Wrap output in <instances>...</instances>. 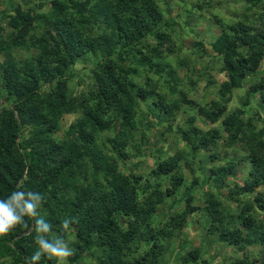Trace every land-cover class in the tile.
<instances>
[{"label": "trees", "instance_id": "trees-1", "mask_svg": "<svg viewBox=\"0 0 264 264\" xmlns=\"http://www.w3.org/2000/svg\"><path fill=\"white\" fill-rule=\"evenodd\" d=\"M160 1L0 0V98L7 103L0 110V202H11L19 217L0 234V264H59L37 240L62 247L65 220L75 233L68 250L72 255L62 264H162L159 241L171 240L169 227L181 224L186 211L194 209L206 212L204 235L216 234L234 253L225 264H264V217L243 207L236 215L224 212L215 184L236 174L238 164L246 165L243 183H234L227 199L238 203L242 191L259 187L254 199L264 211L259 128L264 121V0H222L213 6L220 32L208 40L214 52L211 68L226 79L203 103L177 88L176 70L169 77L162 73L160 51L153 58L145 54L144 40L163 36V24L174 38L179 25L191 22L183 14L172 16L170 3L163 7ZM186 2L177 1L186 15L203 8ZM222 9L232 11L227 19L219 15ZM193 46L192 54L204 57L203 41L195 39ZM80 61L92 67L79 73L87 79L79 78L72 88ZM249 78L240 95L242 108L228 110L233 92ZM64 115L71 120L63 123ZM154 120L159 137L171 146L157 149L156 155L153 133L147 134ZM216 123L218 128L210 127ZM219 141L234 153L225 154L224 164L218 162ZM145 149L154 155L145 176L120 168V160L145 156ZM199 179L200 185L191 182ZM163 180L169 194V185L182 187L187 205L155 226L151 218L162 202ZM210 181L214 185L192 205V190ZM253 243L261 258L245 253ZM202 245L178 264L207 263Z\"/></svg>", "mask_w": 264, "mask_h": 264}, {"label": "rangeland", "instance_id": "rangeland-1", "mask_svg": "<svg viewBox=\"0 0 264 264\" xmlns=\"http://www.w3.org/2000/svg\"><path fill=\"white\" fill-rule=\"evenodd\" d=\"M178 0H161L160 4L164 7V5L167 3H170V8L169 11L171 12L172 16H177L178 14H183V16L187 19H190V25L184 26V25H179L177 29V35L173 38V36H169L168 31L166 30L164 24L162 27H159L160 32L163 31V36L160 35L162 42L159 43V37L156 35H149L147 38L144 40V43L147 47H145V50H147V53H145L148 58L151 57L153 58L154 55H157L160 51V55L162 54L163 61L165 63L164 69L162 73L170 74L171 70H176V74L178 76L177 79V88L184 89L187 94L188 98L192 99L194 98L197 99V101L203 103L204 101H209L211 98L216 96V86L220 82L224 81L226 78L222 74L218 73L215 69L211 68V62L213 60L212 54L214 52L212 51L211 46L209 45V37L210 35L215 36L217 35L220 30L217 25L214 24V18L212 17L215 12L213 6H217V3L220 2L222 3V0H208L210 1L213 5H209L207 0H186L187 5L190 6V4L197 2L198 4H202L203 8L198 10V13L195 12L192 8V11H194L193 15H186L183 13L185 10L184 8H180V5H177ZM205 8H204V3ZM223 4V3H222ZM186 6V4H184ZM226 6V5H225ZM168 7V5H167ZM228 7V6H227ZM189 7H186V9ZM229 12H232L231 10H228ZM226 9L225 11L222 9L219 11V15H222L224 19H227V16L230 15V13H227ZM200 14H202L203 17L197 21L196 17H198ZM215 15V14H214ZM196 40H202L205 49H206V54L204 57L201 59H198L196 56V53L194 55L192 54L195 52L197 49L194 48L193 43ZM159 49V50H157ZM186 49H188L186 51ZM193 51V52H192ZM195 56V57H194ZM162 60V58H160ZM197 59V60H196ZM1 60V58H0ZM149 63V62H148ZM148 63L145 65L147 66ZM162 63V62H161ZM179 63H183L182 66L179 65ZM154 64H152L153 66ZM264 65V60L262 59V67ZM91 62L90 61H80L76 65V70L74 71L76 75L73 77L70 82L72 83V88H76V84L78 79H81V82H84L85 79H87V76L85 77H79V73L87 72L89 68H91ZM142 67V66H140ZM154 67V66H153ZM155 68V67H154ZM90 76V73H88ZM168 76V75H167ZM169 77V76H168ZM167 77V78H168ZM166 78V80H167ZM253 79L249 78L246 80V85L244 87L238 88L233 92V96L231 97L230 102L227 103L228 110H232L236 108L237 106L241 109V101L243 100V97L240 98V95L244 92L245 88L248 87V85L251 83ZM195 82V85H193L192 82ZM175 82V83H176ZM209 82L211 84L209 85ZM161 86L166 89L168 86L165 84V81H159ZM172 83H174L172 81ZM208 83V84H207ZM192 84V85H191ZM209 85V86H208ZM7 103L4 100L3 97L0 98V110L3 106H5ZM246 106H249V104H246ZM262 110V109H259ZM263 112V110H262ZM242 118L246 119V111L242 112ZM182 114H178V117H180ZM264 117V115H263ZM72 116H63L62 122L64 123L65 120L69 122L71 120ZM155 120L153 121L151 127L149 128V132L147 134H152L153 135V140H154V145L152 147V151L157 153V149L163 148L164 150H169V146L167 144V141H162V138L159 137L158 135V128L157 125H155ZM155 125V126H154ZM202 125L205 126V124L202 122ZM259 125L262 126L259 128H262V136L264 138V121H259ZM219 127V123H216L210 127ZM167 129V128H166ZM164 127L162 128L163 132H167ZM175 137V135H172V138ZM225 138V137H224ZM220 143V141H219ZM239 143V142H238ZM221 145L219 146V164H224L226 162V157L225 154H228L229 156H233L234 153L230 148H226L220 143ZM179 145H181V141L179 142ZM238 145V144H236ZM150 145H147L148 148ZM179 146V147H180ZM218 146H213V148H216ZM231 150V151H230ZM108 151V150H105ZM152 151L150 149H145V153L147 155L141 156L142 154L140 153H135L137 154L136 156H128L124 160H120V168H124L125 172H133L136 174H141V175H146L154 166L153 164V159L154 155L152 156L151 153ZM227 151V153H225ZM109 152V151H108ZM207 160V158H205ZM246 165L245 166H240L239 164L236 166V174L231 175L223 181L222 184L217 181L215 184L216 190H218V197L222 200V202L225 204V208H223L224 212H232V215H236L238 210H240L242 207L250 210L253 213H258V215L264 217V211L262 210V202L258 203L255 201L254 197L259 198L257 192L259 187L256 189L252 190H247V193L242 191V195L239 196V202L237 203L235 200H228L227 199V194L229 192L230 187L233 186L234 183L237 184H242L244 175L246 174ZM199 181V183L197 182ZM191 182L198 183L200 185L201 179L199 180H192ZM189 185V182H187ZM209 185H214L213 182L206 183L202 187L199 188H194L191 193V195L194 197L193 200H191L192 205L197 206V200L198 198L201 197L202 191L205 190H210ZM161 188V197L159 202L162 199V202L155 210V216L151 218V222L154 223L155 226H157V223L165 221V216L169 214L170 212L175 213L176 211L184 208L186 204V200L183 199V196L181 190V186H174L171 187L169 185L170 190L173 192L172 194L168 193V190L166 191V186H165V181L163 180V184L160 185ZM212 188V187H211ZM214 188V187H213ZM190 195V196H191ZM163 196V198H162ZM231 205V206H230ZM240 208V209H239ZM262 208V209H261ZM187 216L185 218V221H183L181 224L169 227L171 229L170 231L173 232V237L166 239L165 237H162V239L159 241L162 250L164 249V253L160 254L162 256V264H178L180 259H182V256H185L187 252L190 250H194L195 248H198L200 244H203L201 249L202 250H207V252L204 254L205 257H207V263H203L201 261L200 264H215V263H222L225 264L226 261L230 260L233 258V252L230 251V247L226 246L225 244L221 243V241L218 240L216 237V234L210 235V236H205V230H202V223L205 220V214L206 212L201 210V209H194L191 210L190 213L189 211H186ZM151 223V224H152ZM61 229L64 231V244L62 247L66 248L69 250V244L72 241V238L75 233V228L72 225H69V227L64 230L63 227L61 226ZM264 229V228H263ZM205 236V238L201 236ZM208 242V244L206 242ZM141 248V247H140ZM167 251L165 252V250ZM248 251H245L247 255H251L252 257H257L261 258L263 254H260L259 251H257L258 246L257 243L250 244L248 248H246ZM229 252V254H228ZM231 252V254H230ZM244 254V252H243ZM259 255V256H258ZM61 261V262H60ZM64 261V259H63ZM58 264V262L54 263ZM59 264H62V260L59 259Z\"/></svg>", "mask_w": 264, "mask_h": 264}, {"label": "clouds", "instance_id": "clouds-1", "mask_svg": "<svg viewBox=\"0 0 264 264\" xmlns=\"http://www.w3.org/2000/svg\"><path fill=\"white\" fill-rule=\"evenodd\" d=\"M22 198V193L17 194L14 196L15 201H19ZM25 209L29 214H34L32 212L33 205L30 203L25 204ZM19 221V217H17L14 214V209L12 207L11 202L5 203V202H0V234H4L8 231V229L16 224ZM63 227L67 228L68 223L67 220L63 222ZM44 231H47V226H44L43 228ZM39 245L47 252H49L51 255H54L55 257H58L60 260H63V258L68 257L72 255L70 251H68L64 247H53L52 245H49L45 243L43 239L37 240Z\"/></svg>", "mask_w": 264, "mask_h": 264}]
</instances>
